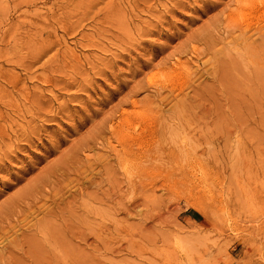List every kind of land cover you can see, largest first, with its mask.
<instances>
[{
    "label": "rangeland",
    "instance_id": "rangeland-1",
    "mask_svg": "<svg viewBox=\"0 0 264 264\" xmlns=\"http://www.w3.org/2000/svg\"><path fill=\"white\" fill-rule=\"evenodd\" d=\"M0 264H264V0H0Z\"/></svg>",
    "mask_w": 264,
    "mask_h": 264
},
{
    "label": "bare ground",
    "instance_id": "bare-ground-1",
    "mask_svg": "<svg viewBox=\"0 0 264 264\" xmlns=\"http://www.w3.org/2000/svg\"><path fill=\"white\" fill-rule=\"evenodd\" d=\"M119 134H120L119 138H120V141H121L120 144H122L121 145L122 148L120 146L121 150L118 152V160H119V162L123 163V164H125L127 162H133V161L137 162V160L140 158V156H142V154H141L142 152H138L136 150H133L132 144H131L132 142L130 141L129 138H127V136H126L124 131L120 130ZM132 141H134V140H132ZM148 154L149 155H153L154 152L152 150H149ZM138 166H139V168H141V170H143V168H144L143 165L138 163Z\"/></svg>",
    "mask_w": 264,
    "mask_h": 264
}]
</instances>
